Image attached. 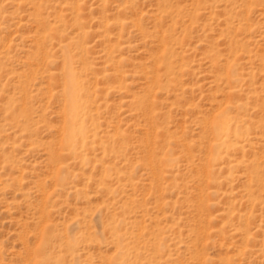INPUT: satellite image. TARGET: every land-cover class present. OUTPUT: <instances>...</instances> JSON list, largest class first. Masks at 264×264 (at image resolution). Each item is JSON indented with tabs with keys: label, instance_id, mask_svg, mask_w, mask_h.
Here are the masks:
<instances>
[{
	"label": "rangeland",
	"instance_id": "rangeland-1",
	"mask_svg": "<svg viewBox=\"0 0 264 264\" xmlns=\"http://www.w3.org/2000/svg\"><path fill=\"white\" fill-rule=\"evenodd\" d=\"M117 259L264 264V0H0V264Z\"/></svg>",
	"mask_w": 264,
	"mask_h": 264
},
{
	"label": "bare ground",
	"instance_id": "bare-ground-1",
	"mask_svg": "<svg viewBox=\"0 0 264 264\" xmlns=\"http://www.w3.org/2000/svg\"><path fill=\"white\" fill-rule=\"evenodd\" d=\"M69 56V55H68ZM71 60L68 59L67 63L65 64V73L67 74V82H66V107H67V143H76L78 138L81 137V135L87 134V129L84 124V120L82 119V104L79 103V95L81 92L80 84L77 83L73 67L70 63ZM228 125V118H222L219 122L218 127V136L220 138L224 137L228 131L229 127ZM81 140V139H80ZM234 145L233 142L228 141L227 146ZM219 153H216V156H218ZM114 264H124V262L120 261L119 259L114 260Z\"/></svg>",
	"mask_w": 264,
	"mask_h": 264
}]
</instances>
